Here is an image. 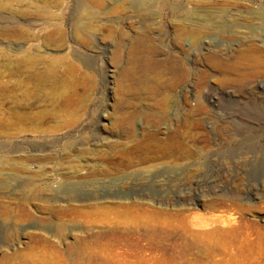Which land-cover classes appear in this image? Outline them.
<instances>
[{"label":"rangeland","instance_id":"obj_1","mask_svg":"<svg viewBox=\"0 0 264 264\" xmlns=\"http://www.w3.org/2000/svg\"><path fill=\"white\" fill-rule=\"evenodd\" d=\"M0 264H264V0H0Z\"/></svg>","mask_w":264,"mask_h":264}]
</instances>
